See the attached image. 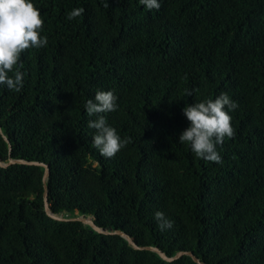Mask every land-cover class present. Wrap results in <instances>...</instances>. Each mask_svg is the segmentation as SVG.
Masks as SVG:
<instances>
[{
    "label": "trees",
    "instance_id": "obj_1",
    "mask_svg": "<svg viewBox=\"0 0 264 264\" xmlns=\"http://www.w3.org/2000/svg\"><path fill=\"white\" fill-rule=\"evenodd\" d=\"M30 2L48 43L21 54L19 91L0 85L2 163L6 136L13 160L49 165L54 215L91 216L169 257L264 264V0H158V10L139 0ZM76 8L83 14L69 20ZM98 90L117 97V110L101 115L129 141L112 158L88 127L97 116L85 104ZM222 92L238 107L215 163L179 137L190 126L183 109ZM44 171L0 167V264H197L52 220ZM157 211L171 228L161 230Z\"/></svg>",
    "mask_w": 264,
    "mask_h": 264
},
{
    "label": "clouds",
    "instance_id": "obj_2",
    "mask_svg": "<svg viewBox=\"0 0 264 264\" xmlns=\"http://www.w3.org/2000/svg\"><path fill=\"white\" fill-rule=\"evenodd\" d=\"M147 9H159L158 0H139ZM109 7L108 3L104 4ZM83 8L73 9L67 16L69 20L83 14ZM44 21L40 11L30 0H0V85L9 90L19 91L23 87L25 73L19 64L21 54L30 47L47 46V37H41L40 30ZM15 69V70H14ZM12 73V75H9ZM192 95L191 92L188 93ZM117 97L112 91H97L94 99H89L85 108L87 114L97 116L89 121L88 127L95 129L93 146L100 154L112 158L129 142L122 140L115 128L111 127L105 116L101 115L117 110ZM238 105L230 99L227 93L203 102L186 106L183 114L190 126L179 137L180 143L188 142L192 151L199 158L209 162L221 163L222 157L217 151V145L223 144L225 138L234 136L229 111ZM154 218L161 230L172 227L164 213L157 211Z\"/></svg>",
    "mask_w": 264,
    "mask_h": 264
},
{
    "label": "water",
    "instance_id": "obj_3",
    "mask_svg": "<svg viewBox=\"0 0 264 264\" xmlns=\"http://www.w3.org/2000/svg\"><path fill=\"white\" fill-rule=\"evenodd\" d=\"M0 133L2 134V128L0 126ZM4 136V135H3ZM4 139L8 142L9 144V150H10V158H9V162L8 164H3L2 161L0 160V167L7 169L10 166H14V165H19V164H26V165H34V166H41L44 167L45 171H44V176H43V183H44V194H43V203H44V211L46 213V215L51 218L54 221L57 222H69V221H74V222H81L82 224H84L85 226H90L94 231L103 234V235H119L123 238H125L128 243L136 250H140V251H151V252H155L157 254H159V256L167 261V262H174L180 258H182L183 256H190L194 262H196L197 264H208L203 262L202 260H200L193 252L190 251H182V252H178L175 256L173 257H169L167 256L162 250H160L158 247H153V246H139L134 240L133 238L127 234L124 231L121 230H108L105 228H100L99 226H97L94 222V220L92 219L91 216H83L80 214H70L67 217L63 216V215H57V214H53L50 210V206H49V199H48V187H47V179L50 175V167L49 165L45 164V163H41V162H36V161H28V160H23V159H12V146L10 145V141L9 139L4 136Z\"/></svg>",
    "mask_w": 264,
    "mask_h": 264
}]
</instances>
